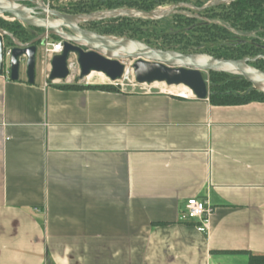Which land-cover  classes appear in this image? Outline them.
Returning a JSON list of instances; mask_svg holds the SVG:
<instances>
[{
    "label": "crops",
    "instance_id": "1",
    "mask_svg": "<svg viewBox=\"0 0 264 264\" xmlns=\"http://www.w3.org/2000/svg\"><path fill=\"white\" fill-rule=\"evenodd\" d=\"M191 198L215 208L205 233ZM264 256V102L0 75V264Z\"/></svg>",
    "mask_w": 264,
    "mask_h": 264
},
{
    "label": "water",
    "instance_id": "2",
    "mask_svg": "<svg viewBox=\"0 0 264 264\" xmlns=\"http://www.w3.org/2000/svg\"><path fill=\"white\" fill-rule=\"evenodd\" d=\"M236 0H219L195 7L187 3L173 5L166 11H142L137 9H116L87 15H68L47 7L31 8L17 0H0V17L10 16L24 26L43 29L44 37L56 36L63 40V52L51 58L49 81H65L70 76L69 60L77 58L79 78L85 79L92 73L103 74L111 83H118L127 73L126 61L132 62V73L137 85L165 84L167 87L184 86L199 100L209 97L208 74L225 73L241 77L252 88L264 94V71L252 64L264 56L244 59H218L205 53H181L152 47L145 42L128 37L102 35L84 29L82 23L120 18H142L160 21L177 14L179 9L203 11L220 4ZM41 10V13H37ZM41 17H37V15ZM9 37V52L5 49L3 37ZM42 39V37L40 38ZM23 44L15 36L0 28V75L8 69L12 81L20 79L22 62L29 84L36 78V42ZM13 45V46H11ZM8 65V66H7Z\"/></svg>",
    "mask_w": 264,
    "mask_h": 264
},
{
    "label": "trees",
    "instance_id": "3",
    "mask_svg": "<svg viewBox=\"0 0 264 264\" xmlns=\"http://www.w3.org/2000/svg\"><path fill=\"white\" fill-rule=\"evenodd\" d=\"M55 1V0H52ZM219 0H89L80 1L73 5L70 14H91L101 10L137 9L142 11H154L164 5H176L179 3L191 4L195 7H203L207 3ZM54 8V7H53ZM56 9V8H55ZM59 10V9H57ZM197 17H186L181 14L172 15L169 18L176 19V31L160 35V44H152L149 40H143L142 35L129 36L131 39L143 40L146 44L163 50H174L181 53H205L218 59H244L264 56V0H236L230 4H220L203 11H194ZM121 19V18H120ZM132 20L131 18H123ZM220 20L226 25L215 22ZM93 22L91 24H98ZM159 22V21H150ZM185 26V29H184ZM0 27L9 32L16 33V28H21L18 21L7 22L0 19ZM236 33L259 32L256 38L246 41ZM96 31V30H94ZM98 32V31H96ZM102 35H111L101 33ZM116 34V33H115ZM156 34V33H154ZM152 37H156L154 35ZM121 35V34H119ZM151 36V35H150ZM157 39V38H155ZM58 40V38H55ZM264 71V60L260 59L252 64ZM209 102L214 106H240L251 102H264V94L253 89L252 85L241 77L225 73H210ZM62 88L73 89H100L105 91H121L114 85H60ZM249 264H264V256L248 253Z\"/></svg>",
    "mask_w": 264,
    "mask_h": 264
},
{
    "label": "rangeland",
    "instance_id": "4",
    "mask_svg": "<svg viewBox=\"0 0 264 264\" xmlns=\"http://www.w3.org/2000/svg\"><path fill=\"white\" fill-rule=\"evenodd\" d=\"M80 1H89V0H41L42 3H44L47 7H50L51 9H59L61 12H70L73 8L74 4L79 3ZM54 7V8H53ZM172 7V5H164L156 8L154 11H157L158 13H162ZM103 11H109V10H101L98 12ZM97 13V12H92ZM91 13V14H92ZM178 14L184 15L186 17H197V15L194 14V12L188 11L185 9H179ZM5 17L6 20H10V16H1ZM4 20V18H1ZM13 19V18H12ZM132 20H125L123 18L121 19H110V20H102V22H99L98 24H91V23H84L86 28L96 30L101 33H112L111 35L115 36H121V37H128L129 36H137L142 35L143 40H149L152 44H160L162 41L160 40V35L163 33H169L171 31H176V19L175 18H169L164 21L159 22H150L151 20H146L142 18H131ZM16 20H10V22H15ZM217 23H221L222 25L228 24L225 22H221L220 20H215ZM21 24V23H20ZM185 29V26H184ZM232 32H235L231 29ZM156 33V34H154ZM259 32H252V33H236L238 36L243 37L246 39V41H250L252 38H256V35ZM121 34V35H119ZM156 35V37H152ZM151 35V36H150ZM157 38V39H155ZM141 40L142 42H144ZM262 43H264V39H261ZM7 51L9 52V47L7 48ZM51 58L45 53L43 46L39 48L38 56L36 57V76L42 77L45 82H49V74L51 71V65H50ZM126 68L130 70V74L125 75V78L122 79L120 82L114 84L109 82V80L99 74H93L85 79L79 78V67L77 65V58L75 55H72L69 60V70H70V76L65 81H55L56 85H105L110 84L114 85L117 88L121 89L124 92H159V91H165L168 92V88L163 89L160 85V83H155L153 85H137L134 81V76L132 73V62H125ZM22 70L21 73L24 74V63L22 62ZM8 66V65H7ZM133 76V77H132ZM208 81L209 85L211 82V75L208 74ZM177 94V93H176Z\"/></svg>",
    "mask_w": 264,
    "mask_h": 264
},
{
    "label": "built area",
    "instance_id": "5",
    "mask_svg": "<svg viewBox=\"0 0 264 264\" xmlns=\"http://www.w3.org/2000/svg\"><path fill=\"white\" fill-rule=\"evenodd\" d=\"M45 53L52 58L55 55L63 52V40H46L43 44ZM186 98L187 96L182 95ZM215 212V208L209 203L208 200L197 198L189 199L184 206V218L192 221H197L203 232L209 229L210 218Z\"/></svg>",
    "mask_w": 264,
    "mask_h": 264
},
{
    "label": "flooded vegetation",
    "instance_id": "6",
    "mask_svg": "<svg viewBox=\"0 0 264 264\" xmlns=\"http://www.w3.org/2000/svg\"><path fill=\"white\" fill-rule=\"evenodd\" d=\"M25 5H27L28 7H31V8H37V7H40V6H43V7H47L44 3L41 2V0H17ZM48 9H51L50 7H47ZM51 10H55V11H58L60 13H63V14H68V15H76V14H70V13H67V12H61L57 9H51ZM42 11L39 10L37 13H41ZM77 15H87V14H77ZM37 17H41V15H37ZM1 18H4V21H7V22H10V20H13L12 18L10 20H6L5 17H0ZM87 23V22H85ZM21 28H16L15 31L16 33H12V32H9L7 31L6 29H3L4 31L6 32H9L11 34H13L15 36V38L22 42L23 44H30L32 41L36 40V39H40L42 37V39L38 40L36 42V46H37V52H36V57L38 56V53H39V48L43 46L44 42L46 40H55V38H58V40H61L59 37H56V36H51V37H44L43 38V34L45 32V30L43 29H36V28H32V27H28V26H24L21 24ZM80 26L84 29H88V30H91V31H94L92 29H89V28H86L85 27V24L82 23L80 24ZM96 32V31H94ZM98 33V32H97ZM100 34V33H99ZM3 42H4V45H5V49L8 48V46H10V38L9 37H6L4 36L3 37ZM13 46V45H11ZM8 71L7 67L5 66L4 67V73H6ZM8 73V72H7Z\"/></svg>",
    "mask_w": 264,
    "mask_h": 264
},
{
    "label": "bare ground",
    "instance_id": "7",
    "mask_svg": "<svg viewBox=\"0 0 264 264\" xmlns=\"http://www.w3.org/2000/svg\"><path fill=\"white\" fill-rule=\"evenodd\" d=\"M130 70H128L127 69V73H126V75H128V74H130ZM93 74H99V75H103V74H101V73H92L91 75H93ZM90 75V76H91ZM104 76V75H103ZM133 77V76H132ZM159 84V83H158ZM161 85V87L163 88V89H165V88H167L164 84H160ZM168 92H171V93H177V94H180L181 96L182 95H185V96H190V97H193V93H192V91L191 90H189L188 88H186V87H184V86H178V87H170V88H168Z\"/></svg>",
    "mask_w": 264,
    "mask_h": 264
}]
</instances>
